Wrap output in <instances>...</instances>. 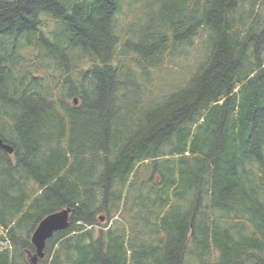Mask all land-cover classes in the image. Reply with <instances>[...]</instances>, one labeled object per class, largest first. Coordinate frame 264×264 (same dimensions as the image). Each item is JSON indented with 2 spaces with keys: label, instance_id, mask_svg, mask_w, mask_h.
<instances>
[{
  "label": "trees",
  "instance_id": "obj_1",
  "mask_svg": "<svg viewBox=\"0 0 264 264\" xmlns=\"http://www.w3.org/2000/svg\"><path fill=\"white\" fill-rule=\"evenodd\" d=\"M124 2L0 0V264L66 208L36 264H264V0H147L120 34Z\"/></svg>",
  "mask_w": 264,
  "mask_h": 264
},
{
  "label": "rangeland",
  "instance_id": "obj_2",
  "mask_svg": "<svg viewBox=\"0 0 264 264\" xmlns=\"http://www.w3.org/2000/svg\"><path fill=\"white\" fill-rule=\"evenodd\" d=\"M155 7V5H153ZM150 11L149 4L147 0H125L121 13L118 15V30L120 34L125 31L128 25H132L135 18H140L142 20V13H148ZM132 23V24H129ZM204 32L200 33L190 45L182 48L179 52L177 51L169 60L170 62L166 64L162 70L156 71L152 74L154 79L155 90L159 93L161 90L163 93L171 92L175 86L184 85L189 77L195 73L198 66L205 61V50H204ZM169 90V91H167ZM140 171H145L144 165L139 167ZM148 172L145 173L144 179L147 178ZM103 216V215H102ZM121 221V222H120ZM121 216H115L111 221L105 220V217L99 222L96 230L106 226H111L114 229L118 228L117 222L121 223L124 227V221L122 224ZM120 228V227H119ZM137 236V233H135ZM6 241L0 243V247H5ZM140 253H145L141 251Z\"/></svg>",
  "mask_w": 264,
  "mask_h": 264
},
{
  "label": "water",
  "instance_id": "obj_3",
  "mask_svg": "<svg viewBox=\"0 0 264 264\" xmlns=\"http://www.w3.org/2000/svg\"><path fill=\"white\" fill-rule=\"evenodd\" d=\"M73 103L74 105H77V100L74 99ZM0 150L5 151L9 155L13 153L12 147L4 143L1 138ZM70 214V209H62L48 214L37 224L30 237V242L35 248V254L31 256L30 260L32 264H36L38 259H42L44 257L47 240H49L55 233L64 231L68 228Z\"/></svg>",
  "mask_w": 264,
  "mask_h": 264
},
{
  "label": "built area",
  "instance_id": "obj_4",
  "mask_svg": "<svg viewBox=\"0 0 264 264\" xmlns=\"http://www.w3.org/2000/svg\"><path fill=\"white\" fill-rule=\"evenodd\" d=\"M5 246H6V243H5Z\"/></svg>",
  "mask_w": 264,
  "mask_h": 264
}]
</instances>
